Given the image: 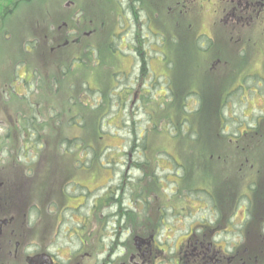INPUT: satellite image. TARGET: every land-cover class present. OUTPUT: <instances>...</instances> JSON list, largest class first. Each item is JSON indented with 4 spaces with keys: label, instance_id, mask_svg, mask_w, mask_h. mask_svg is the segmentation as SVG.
Wrapping results in <instances>:
<instances>
[{
    "label": "rangeland",
    "instance_id": "rangeland-1",
    "mask_svg": "<svg viewBox=\"0 0 264 264\" xmlns=\"http://www.w3.org/2000/svg\"><path fill=\"white\" fill-rule=\"evenodd\" d=\"M182 1L35 0L20 4L15 16L4 24L13 37L7 39L5 29L4 33L0 32V43L5 46V52L0 47V98L9 97V105L14 109L10 108L7 116L0 113V165L7 163L6 167L12 168L15 161L16 165L21 162L26 169L27 163L36 161V153L40 151V147L34 146L35 142L27 143L20 136V145L31 148L26 159L10 155L8 149L18 138L16 136L12 140L16 122L19 124L16 127L23 126L24 116L18 109L30 107L24 98L32 102L40 122H50L52 113L61 117L65 129L60 132V137L79 135L84 142L87 140L96 146L100 114L105 124L102 131L104 143L113 147L109 153L116 155L118 163L113 164L116 165L113 170L109 166L94 165L88 171H78L76 180L91 187L101 185L91 194L88 189H77L76 193H81L79 196L88 199L82 213L90 212L93 203L106 193L110 186L103 185L107 181H112L115 187L124 174L130 176L131 186L125 185L121 192L118 191L123 196L121 203L125 207L142 209L138 201L139 190L136 192L132 187V184H140L141 171L133 165L136 161L143 163L146 160L153 166V161H156L154 168L162 177L158 181L160 184L150 180L145 182L150 183L149 188L154 191L150 195L156 209L168 202L173 207L167 215L164 211L161 215L162 218L168 217L166 230L170 231L159 225L155 244L160 240L167 250L172 249L175 253L179 244L186 245L188 239L191 242L186 248L189 250L188 264H191L196 259L192 254L196 236H192L187 228L190 230L199 222L212 223V234L206 241L214 242L215 249L219 251L216 258L226 261L233 257L231 261L235 262L231 264H237L234 257L244 254L243 257L250 259L248 264H264V22L259 19L253 21L250 17L239 21L237 15L231 14V17L222 13L226 4H236L238 0H190V8L185 13L180 11ZM245 2L242 0V4ZM50 10L52 16L47 17L43 24L40 20L35 26L36 18ZM237 11L241 12L240 8ZM92 28L96 32L89 36ZM37 31L41 37L48 36L45 41L52 44L44 53L45 48L42 52L43 47L36 46L37 41L35 49L29 46L32 51L26 53V39L38 37ZM115 34H119V38L115 36L111 41ZM65 35V38L71 39V36L85 44L93 43L97 52L90 50L89 53L88 49L85 52L79 42L71 43L70 54L65 57L69 52L67 45L64 46L67 40H60L65 39ZM110 41L117 53L111 51ZM47 52L50 54L48 59ZM75 55L81 62L76 60L71 65ZM61 57H65L62 63L67 61L71 65L67 75L60 72L58 75L53 67L45 72L47 63ZM54 67L57 68L56 65ZM14 76L16 82H13ZM31 77L30 85L26 84L24 80L29 81ZM86 80L93 90L84 88ZM45 81H58V86H40ZM39 89L43 92L41 99L44 101L37 103L39 96L36 92ZM95 89L104 90L107 94L96 93ZM74 94L75 97L79 94L82 101L93 107H101L99 113L82 106L74 108ZM201 102L203 108L198 113ZM221 103L223 120L220 121ZM184 105L187 113L198 110L195 115L185 116ZM78 111L87 119L84 128H77L68 121L69 116ZM181 121L185 122L181 125L184 133L187 134L191 126L195 129L193 138H197L196 141L175 136L180 132L177 124ZM36 123L39 126L40 123ZM155 124L157 132L147 140L146 155L133 152L132 137L140 139L138 135L153 129ZM219 126L223 133L231 136L232 141L227 142L220 135ZM42 127L43 140L49 141L48 127ZM9 133L11 137L8 139ZM4 144L6 146L1 147ZM52 144L56 145L55 150L60 155L64 154L60 142ZM49 149L53 147L49 146L45 151ZM70 155L59 161L56 155L55 163H49L48 155L47 163L52 168L40 179L41 183L33 186L34 202L45 189L53 190L54 180L56 182L57 179L56 183L62 187L63 181L74 179L68 175L71 170L62 166L75 162L76 153ZM172 160L184 166L188 176L182 185L191 187L190 191L179 192L177 183L182 181L180 177L184 176V171L177 168ZM57 162L60 166L57 165L54 171L53 164ZM129 164L131 169L127 167ZM163 167L167 169L163 170ZM115 189L118 190L117 187ZM110 205L103 207L101 213L119 210L115 204ZM146 212L151 211L147 209ZM101 213L95 215L100 216ZM150 214L158 215L157 212ZM97 216L91 212L88 227L91 234L100 229ZM111 217L110 229L117 228V219ZM123 232L121 239L128 236ZM112 235L115 236L114 233Z\"/></svg>",
    "mask_w": 264,
    "mask_h": 264
},
{
    "label": "flooded vegetation",
    "instance_id": "flooded-vegetation-1",
    "mask_svg": "<svg viewBox=\"0 0 264 264\" xmlns=\"http://www.w3.org/2000/svg\"><path fill=\"white\" fill-rule=\"evenodd\" d=\"M233 4L225 5L223 10L226 14L237 15L239 21L250 17L253 21L259 19L264 22V0H246L245 4L238 0ZM239 8L241 12L237 11ZM0 112L8 115L5 110ZM15 129L12 140L16 136L19 140V128L15 126ZM37 161L30 166L35 169L28 176L23 173L24 166L16 165L15 161L12 168H7L6 164L0 165V264H170L169 260H161L164 250L155 244L158 231L155 222L140 227L137 221L124 219L125 213L114 212L113 218L120 220L117 221V228L110 229L109 220L112 217L101 213L97 218L100 229L91 234L88 228L91 212L82 213L85 200L76 205L68 202L74 203L76 200L67 194L64 184L68 179L63 181L62 187L56 183L57 179L56 182L54 180L53 190L45 189L40 195V203H35L32 188L52 168L47 163L45 149H41ZM57 165L60 166L53 164L54 171ZM24 172H28L27 169ZM68 175L71 176V173ZM200 225V228L190 229V233L196 236L192 249L196 259L191 264L225 263L216 258L219 251L215 249L214 242L206 241L212 229L205 232V224ZM123 231L128 236L121 239ZM187 240L186 245L180 244L181 255L175 264H188L189 250L186 246L191 241Z\"/></svg>",
    "mask_w": 264,
    "mask_h": 264
},
{
    "label": "trees",
    "instance_id": "trees-1",
    "mask_svg": "<svg viewBox=\"0 0 264 264\" xmlns=\"http://www.w3.org/2000/svg\"><path fill=\"white\" fill-rule=\"evenodd\" d=\"M33 1H35V0H0V32H3L4 31L3 29H5V33L4 32L3 33L5 34L4 36L7 39L13 37V35H12V33H10V30H6V27L4 26L5 22L8 21V18H10L11 16L14 15V13L16 12V9L18 8V6L20 4H22V3L24 4V3H27V2L29 4L30 2H33ZM189 2H190V0H183L181 3L183 4L184 8L186 6H188V8H189L190 7ZM51 12H52L51 10L50 11H45V13L42 16H40L39 18L37 17L36 20H38V21H36L35 26H37V22H39L40 20H43L42 24L45 23L46 20H47V17L52 16ZM35 33H37V35H38V37H33L36 40L35 39H31L30 40V38H28V39H26V41L28 40L27 43H26V41H24V43L27 44V46H24V50H25L26 53H28L29 51L34 50L36 46L40 45L41 47H43L42 52H43V50L45 48V50H44V53H45L46 50H47L48 45H50L52 43L50 42L48 44L45 41V40H47L46 38H48V36L41 37V34H39L38 31L35 32ZM112 36H113V39L115 38V36H116V38H119V34L118 35L115 34V35H112ZM65 37H66V35L64 36V38ZM67 38H69V37H67ZM38 39L40 41L42 40V43H40ZM32 40H35V41H32ZM37 41H38V45L35 46ZM52 42L55 43V40H53ZM69 44H71V43H69ZM69 44H66V43L64 44V46L67 45V47L69 49V52L67 54H65V57H68V55L70 54V45ZM110 44L112 45L111 51H113L114 53H117V49H115L113 43L110 42ZM29 46L33 47V49L30 50ZM0 47L5 52V46H4L3 43H0ZM1 48H0V54L2 53ZM196 48L200 49L198 47V45H196ZM21 50H22V48H21ZM90 50L93 51L94 53H95L94 50H96V52H97V48L95 46H92V45L90 46ZM90 50H89V53H90ZM45 55L47 57L46 59H48V55H50V54L47 52ZM64 58L61 57L57 61H55V62H53L51 64L47 63L48 67L45 69V72L49 71L50 68L53 67L54 71L58 75H60L59 72L61 73V75H67L70 72L69 70L71 69V65H73L74 61L80 59L77 56L73 57L72 61H71V65H70V64L67 63V61H64V63H62ZM19 64H22V63H19ZM55 65L57 66V68L54 67ZM67 70H68V72H67ZM36 72L37 71H35L34 73L36 74ZM32 77H31V79L29 81L24 80L26 82V84L31 83V81L33 80ZM13 82H16L15 76H14ZM52 84H54V85L58 84V81L57 82H53L52 81V83H51V81H45V83L43 82V84H40V86L46 85V87H47L48 85H52ZM84 86H85L84 88H86V89L93 90L92 87L89 86V85L85 84ZM40 89L36 92L38 94V96H39V99L36 101L37 103H40V102L44 101V100L41 99L42 96H43V92ZM99 91L103 95L107 94V93L104 92V90L100 89ZM109 92H110V90H109ZM49 101H45V102L49 103ZM222 102H224V100ZM10 103H11V99L9 97H7V98L1 97L0 98V111L1 110H5V111L8 112L9 109H10V106H9ZM27 103L30 106L29 109H25V110L18 109V110H20V112L23 113V116H24V118L22 119L23 120L22 121L23 122V126L20 127V135H18L22 139L25 138L26 141H28V142L36 140V141H34L36 147H38V144H39L38 142L40 141V145L42 146L44 144L45 149L48 148L49 146L56 147V145L52 144L53 142H55V143L56 142H60L61 146L63 147L64 150H66L68 152L72 151V153H76V157H75L76 158V164H81V165L84 164L83 166H85L89 170L92 169V167L94 165L95 166L96 165L109 166V167H111V170H113V166H116V165H113V164L118 163L116 155L109 153V151H111L113 147L111 145H109V144H105L104 143L105 134H103V132H104L103 131V126H105V124H104V118L103 119L101 118L102 115L99 114V118H98L97 133L99 135V140H98V145L96 146V145H94L92 143H87V140L84 142L83 138L81 136H79V135H75L73 137H60L61 133H62V131H64L65 127L63 126V124L61 122H58L57 120H55V117H57L58 114L54 115L53 117L51 116V121L50 122L46 123V121H45L44 123H42V122H40L39 116L34 113L35 110H34L32 104H31L32 102L30 100H28ZM43 105H44V107L49 108V106H47L45 104H43ZM74 105L75 106H82L84 108L91 109V110L96 111L98 113H99L100 108H101V107H93L91 104H88V103L82 101L80 99V97L79 98L77 97ZM200 105H201V108L199 110L197 108V109H195V110H193L192 112H189V113H187V111L185 110V105H184L183 114H185V116L187 114V116L189 117L191 113H193L192 115H195L194 112H196L197 110H198V113H200V111L203 108V102H201ZM40 106H41V104H40ZM54 110H56V109L54 108ZM218 116L220 118V121L223 120L222 103L220 104V111L218 113ZM76 117L78 118V121H80V119H82L83 123H77V122L75 123V120L72 119V121H71L72 124L76 125L77 128H84L86 126V121H87L85 115L82 112L78 111V112H76ZM168 117H167V120L169 121ZM35 121L40 123V124H38L39 126H37V123L35 124ZM187 121H189V120L186 119V122ZM171 123H173V122H171ZM184 123H185L184 121H181L179 124H177L178 130L180 132H178L177 135H175V136H178V137L179 136H184L185 138H189V139H191L193 141H196L197 138H193L195 129H193L192 126H191L190 130L187 132V134L184 133L183 130H182V126H181V125H184ZM223 123H221L222 126H223ZM41 125L43 126L42 128H45V127L47 128L48 127L47 134H49V136H50L49 137V141H47V139H45L46 141H44L42 139L41 135H43V134L41 133V129H40ZM156 129H157V124H155V127L153 129H147L148 132L144 131L141 134H139L138 136H139L140 139H137L139 141L134 140V138L132 137L131 141L134 142V145L136 143L138 144L136 148L133 145L132 151L133 152H135V151L143 152V154L146 155V151L148 149V147L146 145L147 140L150 139L151 135H154V133L157 132ZM16 132H18V131H16ZM219 133H220V135L223 138L227 139L226 140L227 142L229 140L232 141L230 139L231 136L228 135V134L223 133L221 131V129H220V126H219ZM33 137H35V138H33ZM9 138H10V135H9L8 139ZM140 140L142 141V143H139ZM3 146H6V144L1 145V147H3ZM106 147L108 149L104 152V149ZM8 149L11 152L10 155H17L18 157H21L23 159L25 158L26 154L29 155L30 152H31V148L25 147V145L24 146L18 145V140H16L15 142L11 143V145H10V147ZM16 151L19 152L20 155ZM39 152L40 151H38L36 153V158H37L36 160H38ZM81 156H84V159L83 158L80 159ZM159 156H160V154H159ZM57 157H59V159L61 158V160L64 158L60 154L57 155ZM158 161H160V159H158ZM172 162H173V164L176 165L177 168H182V169L184 168V166L182 164H178L177 162H175L173 160H172ZM156 163H157L156 161H153V166H152L151 164H149V161L145 160L143 163H140V162L136 161L135 164L133 165L134 168H137V170L141 171V176L139 177L140 184H132V187L136 188L135 189L136 192L139 190V195L140 196L138 198V201L140 202L139 205H141L142 209L129 208L128 206H127L128 207L127 208L121 203L123 201V196H122V194L119 195L118 191L121 192L122 188L125 185H126V187L129 186V185L131 186V182H129V180H131V179H129L130 176H128V174L127 175L124 174L123 179L118 180L119 182L118 181L116 182L117 185L115 187H113L114 185L111 183L112 181H108V184L105 183L103 185V186H105V185L108 186L109 185L110 187L107 189L106 193H104L101 197H99V199L97 201H95L93 203L92 207L89 209L90 212H93L94 217L97 216V215H95V213L96 214H98V212L101 213V209L103 207H106L107 205H110V204H111L110 206L115 204V206L119 207V210L108 212L107 213V215H109L108 217L113 216L112 213H114V212H122V213L126 214V218H124V219L129 218V219H127L128 221H131V220L132 221H134V220L140 221V227H143L144 221L145 222L152 221V223L156 222V221L159 222V220L161 218L160 215L163 214L162 213L163 211L165 213H167L168 212V207L171 204L168 202V203H165L164 206H162L161 208L156 209L155 208V206H156L155 205V201H153V199H152V197L150 195L151 192H154V191L150 190L151 188H149L151 184L145 182L147 180H150V181H152L154 183H158V181L160 182V180L162 179V177L157 175L156 172H155V168L154 167L156 166ZM5 164H7V163H5ZM18 164L23 165L21 162H19ZM27 164L29 165L30 163H27ZM23 166L25 167V165H23ZM128 166H129V169H131L132 165L129 164V165H127V167ZM165 169H167V167L166 168L163 167V170H165ZM24 170H23V173L25 174ZM183 171H184V176L180 177V179H182V181L179 180V182L177 183L179 185V192L180 193L190 191V189H191V187L184 188V186L182 185L183 184V180H185L186 177L188 176L187 173L185 172V169H183ZM154 174H155V176H154ZM110 184H112V185H110ZM158 184H160V183H158ZM116 187L118 188V190L115 189ZM163 189H164V187H163ZM195 189L197 191L198 188H195ZM147 209H149L151 212H153V214H155L156 212L158 213V215H155L157 217L154 220H153V218L155 216L154 217L151 216V214H150L151 212H149V213L146 212ZM154 209H155V211H154ZM146 215L150 216L152 218V220L150 218L146 217ZM97 217H99V216H97ZM119 220H120V218L117 219V221H119ZM164 220H165V218H162V221H164ZM243 256H244V254L242 256L241 255H236L234 258L235 259L237 258L238 261L241 260V261H244V262H247V261L250 260L248 256L247 257H243ZM240 257H241V259H240ZM232 258L233 257H231V259H230V257H229L224 262L227 263V264H230V261L232 260Z\"/></svg>",
    "mask_w": 264,
    "mask_h": 264
}]
</instances>
